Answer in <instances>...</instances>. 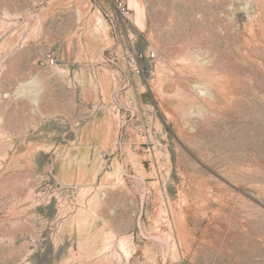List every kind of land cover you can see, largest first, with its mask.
Masks as SVG:
<instances>
[{
    "label": "rangeland",
    "instance_id": "obj_1",
    "mask_svg": "<svg viewBox=\"0 0 264 264\" xmlns=\"http://www.w3.org/2000/svg\"><path fill=\"white\" fill-rule=\"evenodd\" d=\"M125 1L0 0V264H264V0Z\"/></svg>",
    "mask_w": 264,
    "mask_h": 264
},
{
    "label": "built area",
    "instance_id": "obj_2",
    "mask_svg": "<svg viewBox=\"0 0 264 264\" xmlns=\"http://www.w3.org/2000/svg\"><path fill=\"white\" fill-rule=\"evenodd\" d=\"M112 3L116 7V9H118L121 13H123V14L128 13L127 12L128 11L127 4H126L125 0H112ZM105 14L110 18V23L115 27V22L118 21V20H114L107 13H105ZM147 56H149V58H151V59H154L156 57V53L152 51ZM48 62L50 64H53V63H55V60H54V58L52 56H49Z\"/></svg>",
    "mask_w": 264,
    "mask_h": 264
},
{
    "label": "bare ground",
    "instance_id": "obj_3",
    "mask_svg": "<svg viewBox=\"0 0 264 264\" xmlns=\"http://www.w3.org/2000/svg\"><path fill=\"white\" fill-rule=\"evenodd\" d=\"M130 1V6H133V5H139V14H138V17H137V21H138V23H139V25L140 26H144V22H143V15L141 14V12L143 11V7H142V5H141V3H140V1L139 0H129ZM98 19H100V18H97V22H98ZM101 20V19H100ZM100 20H99V23H100ZM96 22V23H97ZM102 22V21H101ZM102 24V23H101ZM98 27H99V24H98ZM85 217H87V216H85ZM87 219V218H86ZM81 221V220H80ZM83 221V220H82ZM81 223V222H80ZM110 237V236H109ZM124 237V236H123ZM125 238V237H124ZM108 240V239H107ZM119 244H120V246L122 247V248H124V239H122L121 238V240H120V242H119ZM126 244V243H125ZM129 248V247H128ZM126 249H127V247H126ZM129 251V250H128Z\"/></svg>",
    "mask_w": 264,
    "mask_h": 264
}]
</instances>
